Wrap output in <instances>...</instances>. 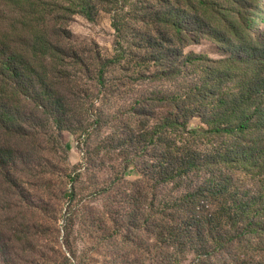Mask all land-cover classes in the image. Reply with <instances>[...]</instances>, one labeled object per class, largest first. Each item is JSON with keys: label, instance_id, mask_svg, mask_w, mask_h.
<instances>
[{"label": "trees", "instance_id": "trees-1", "mask_svg": "<svg viewBox=\"0 0 264 264\" xmlns=\"http://www.w3.org/2000/svg\"><path fill=\"white\" fill-rule=\"evenodd\" d=\"M100 13L111 55L70 29ZM202 40L223 58L184 52ZM144 78L166 111L125 140L142 158L132 186L175 189L135 220L164 253L155 264H264V0H0V200L51 127L83 130L71 117L93 108L91 88Z\"/></svg>", "mask_w": 264, "mask_h": 264}, {"label": "rangeland", "instance_id": "rangeland-1", "mask_svg": "<svg viewBox=\"0 0 264 264\" xmlns=\"http://www.w3.org/2000/svg\"><path fill=\"white\" fill-rule=\"evenodd\" d=\"M70 29L81 46L96 45L104 55L112 54L115 34L107 14L100 13L94 21L77 16ZM184 52L223 58L206 40ZM82 73V89H87L92 82ZM110 86L99 92L91 88L93 108L72 113L70 125L82 124L80 133L65 131L60 137L54 134L56 126L49 129L54 139L41 141L44 150L32 173H18L15 189L3 195L0 264H155L163 257L147 225L135 220L150 208L153 194L167 197L175 189H155L152 184L134 189L138 174L133 163L140 164L142 158L125 142L132 138L136 143L141 128H151L165 115L163 102L155 98L160 94L152 92L161 84L144 78ZM200 124L191 121L192 126Z\"/></svg>", "mask_w": 264, "mask_h": 264}]
</instances>
